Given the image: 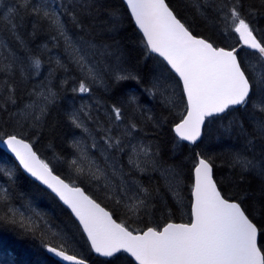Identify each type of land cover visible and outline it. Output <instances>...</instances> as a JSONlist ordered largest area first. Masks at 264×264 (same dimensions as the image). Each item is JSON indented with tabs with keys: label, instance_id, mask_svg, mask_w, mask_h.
<instances>
[{
	"label": "snow or ice",
	"instance_id": "6c2138e0",
	"mask_svg": "<svg viewBox=\"0 0 264 264\" xmlns=\"http://www.w3.org/2000/svg\"><path fill=\"white\" fill-rule=\"evenodd\" d=\"M122 3L140 34L144 59L154 60L145 89L147 98H159L170 112L180 109L175 111L177 118L170 129L173 153L185 146L182 142L194 146L187 204L179 192L184 164H168L162 158L164 146L146 142L148 133L141 125L150 124L155 133L162 121L145 115L135 95L113 103L103 116L99 100L95 117L86 105L68 111V124L90 140L74 138L69 144L71 158L54 156L66 166L71 179L57 175L51 163L34 150L37 133L58 99L51 83L55 72L78 71L81 78L72 91L82 95L90 94L93 87L107 91L112 83L140 81L139 74L127 69L128 54L117 39L120 10L113 7L106 11L103 0H17L12 6L0 0V8L5 9L0 13V30L27 48L18 32L27 25L32 37L45 34V50L55 48L59 53L54 61L49 58L54 67L49 68L47 82L28 91L26 81L39 75L42 59L29 50L25 59L18 61L9 49L12 61L0 66V145L15 158L19 169L69 210V222L54 226L30 203L25 204L28 215L14 208L10 190L0 189V225L39 236L42 248L58 258L57 264H89L74 251L78 246L105 258L102 264H114L113 258L122 254L129 264H264V200H257L247 190L229 197L216 178L213 157L195 150L203 143L206 122L221 123L219 138L236 141L229 153L233 185L248 176L257 177L264 196V38L258 39L252 26L256 15H264V0H258V8H246L244 0L207 4L187 0L184 5L193 7L204 19L210 10L222 36L235 34L239 47L219 46L194 34L192 25L169 0ZM0 47L8 48L3 39ZM25 61L34 73L25 75ZM21 88L28 103L18 105ZM90 123L95 124L98 138ZM25 131L36 139H26ZM154 139L158 141L159 135ZM16 167L0 163V179L14 183ZM151 173L163 182L165 192L172 194L173 207L186 208V222L172 218V207L161 195V188L153 186ZM141 176L148 178V186ZM77 181L92 184L124 218L114 219V213ZM157 213L164 216L162 222H147L144 228L131 226ZM0 264H15V259L12 254L0 255Z\"/></svg>",
	"mask_w": 264,
	"mask_h": 264
},
{
	"label": "trees",
	"instance_id": "16d2710c",
	"mask_svg": "<svg viewBox=\"0 0 264 264\" xmlns=\"http://www.w3.org/2000/svg\"><path fill=\"white\" fill-rule=\"evenodd\" d=\"M17 0H3L5 6H12ZM106 5V11H110L113 7L120 10V28L117 32V39L128 54L127 69L134 73L139 74L141 79L137 81H122L120 83H112L107 91L100 87H93V91L90 94H79L72 91L73 87L78 86V81L81 78V74L78 71L70 69L68 72L57 71L54 73V78L51 83L54 86V90L58 93V99L55 104L50 106L49 114L46 118L45 126L37 133V142L34 145L35 151L39 156L50 162L53 166L54 172L60 175L66 181L71 179L66 166L57 162L54 159L55 155H61L63 157L71 158L72 149L69 144L75 139H85L84 134L79 129L72 128L67 122V114L71 109H78L81 106H89L93 117L96 116L97 100L101 101L103 108H101V116L104 115V110L110 107L113 103H122L128 96L135 95L137 101L143 109L145 115H152L154 118L161 119V125L153 132L150 124H142L141 127L148 133L145 138L146 142H159L163 147L162 158L168 164H181L183 162V175L181 183L179 185L180 196L183 198V203L187 204L189 189L188 185L191 182L190 174V159L192 156L191 148L182 142L185 146L172 151V143L174 134L171 133L173 121L177 118L175 111L180 110L179 107L172 112L164 108L159 98L149 100L145 89L149 86V80L151 79L152 69L154 65L153 59L145 60L142 54L140 46V34L135 28L133 22L128 17L125 6L122 0H103ZM204 3H211L212 0H202ZM169 3L177 10V12L192 25L194 34L204 36L212 39L219 46L224 47H239L237 43V37L235 34H231L227 38H224L220 31V26L215 21L214 15L209 10L206 15L207 19L197 15L194 8L191 6L185 7L187 0H169ZM245 7L256 6L259 7L258 0H244ZM5 9L0 8V13ZM264 11V10H261ZM2 19V17H0ZM252 26L257 29L256 35L258 39L264 38V15H256L252 19ZM19 35L24 40L25 48L20 45L9 33L0 30V39H3L8 48L0 47V66L12 61L13 53L17 60H24L28 55L29 50L31 53L39 56L42 59V67L39 75L33 74L27 81V90L31 91L32 87L43 85L48 80V72L50 67H54V64H50V57L54 61L59 54L58 51L53 48L51 52H48L43 48L44 44L48 41L45 39V34H41L37 37L30 35L31 28L27 25L18 29ZM49 47H52L49 45ZM242 51L251 52L245 49ZM5 57L8 59L5 60ZM61 59H65L61 56ZM29 62L25 61L27 68L25 75L29 72L34 73V70L27 67ZM3 73H0L2 78ZM62 81L66 83L62 84ZM17 103L22 105L28 103V97L24 94V89L21 88L17 94ZM224 124L227 121L223 122ZM89 127L93 129V135L98 138V133L94 131L95 124L90 123ZM221 127V123H207L205 134L203 136V143H199V146L195 147L196 151H200L204 154L211 155L216 164L215 173L216 178L222 182V187L229 197H237L244 191L253 193L257 200H264V196L260 195L261 181L257 177L248 176L241 181L238 186H234L232 181L233 177L231 173L233 170L230 168V150L231 146L236 144L234 139L229 140L227 137L220 139L218 129ZM12 129L9 128L8 131ZM26 139H36L30 132L25 131ZM154 135H159V140L154 139ZM0 163L6 167H13L16 165L17 176L15 182H8L6 179H0V189H9V195L11 196V204L14 208L20 212H24L25 215L30 214V210L25 207L26 203L31 204V208L37 212L43 213L50 223L54 226L63 227L69 222V211L61 204V202L49 191L43 188L41 185L26 176L21 169L18 168L17 162L0 148ZM154 177L153 186H159L161 188V195L165 196V199L169 202V207H172V218L176 222L187 221L186 208L183 206L173 207L172 194L166 193L163 182L160 181L155 173H151ZM146 186H148V178L146 176L139 177ZM82 188L89 194L94 196L102 206L114 213V218L118 221L123 219V213L120 209L112 204L111 201L104 198V196L98 192L92 184L88 182L77 181ZM164 216L157 213L155 217L146 218L145 222L132 223L133 228H144L147 222H156V220L163 221ZM74 251L83 255L89 262V264H102L103 258L95 256L93 253H88L87 250L78 246ZM12 254L15 259V264H57V260L54 259L51 254H48L41 246V240L39 236H33L29 233H25L19 229H14L9 225H0V255ZM114 259V264H129V259L126 255L122 254L121 258Z\"/></svg>",
	"mask_w": 264,
	"mask_h": 264
},
{
	"label": "water",
	"instance_id": "95a60500",
	"mask_svg": "<svg viewBox=\"0 0 264 264\" xmlns=\"http://www.w3.org/2000/svg\"><path fill=\"white\" fill-rule=\"evenodd\" d=\"M245 50H248V51H253V50H250V49H245ZM184 143H186L187 144V142H184ZM199 143V142H198ZM0 148L3 150V151H5L7 154H9L11 157H13L12 155H11V153H9V152H7V150H6V148H5V146H3V145H0ZM35 150V149H34ZM39 155V154H38ZM13 159L15 160V158L13 157ZM17 164H18V162H17ZM22 170V169H21ZM26 176H28L26 173H24ZM29 177V176H28ZM30 179H32L33 181H35L34 180V178H31V177H29ZM36 183H38L39 184V182L38 181H35ZM42 186V185H41ZM43 188H44V186H42ZM46 189V188H45ZM47 190V189H46ZM47 191H49L50 192V190H47ZM54 195V194H53ZM58 199V198H57ZM61 204H62V202H61ZM63 205V204H62ZM64 206V205H63ZM65 208H66V206H64ZM67 209V208H66ZM68 210V209H67ZM69 211V210H68ZM115 219V218H114ZM94 254V253H93ZM95 256H97L96 254H94ZM52 256V255H51ZM53 257V256H52ZM98 257V256H97ZM54 259H56L57 261H58V258H55V257H53ZM100 258H103V257H100ZM103 259H105V258H103Z\"/></svg>",
	"mask_w": 264,
	"mask_h": 264
},
{
	"label": "bare ground",
	"instance_id": "6f19581e",
	"mask_svg": "<svg viewBox=\"0 0 264 264\" xmlns=\"http://www.w3.org/2000/svg\"><path fill=\"white\" fill-rule=\"evenodd\" d=\"M24 173V172H23Z\"/></svg>",
	"mask_w": 264,
	"mask_h": 264
}]
</instances>
